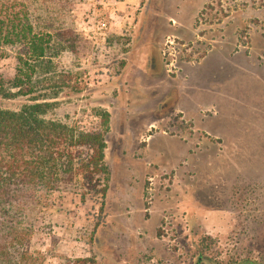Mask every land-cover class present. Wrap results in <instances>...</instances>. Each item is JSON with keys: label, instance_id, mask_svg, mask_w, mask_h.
I'll use <instances>...</instances> for the list:
<instances>
[{"label": "rangeland", "instance_id": "1", "mask_svg": "<svg viewBox=\"0 0 264 264\" xmlns=\"http://www.w3.org/2000/svg\"><path fill=\"white\" fill-rule=\"evenodd\" d=\"M27 2L51 36L41 116H111L104 210L53 192L30 263L264 264V0ZM24 51L2 44V108L34 101L11 87Z\"/></svg>", "mask_w": 264, "mask_h": 264}, {"label": "trees", "instance_id": "2", "mask_svg": "<svg viewBox=\"0 0 264 264\" xmlns=\"http://www.w3.org/2000/svg\"><path fill=\"white\" fill-rule=\"evenodd\" d=\"M17 42L25 53L11 87L34 101L19 109L0 107V264H31L27 242L53 192L74 189L83 202L98 199L104 210L111 178L105 159L110 113H101L100 128L41 116L48 103L37 101L42 82L37 73L51 36L36 30L27 0H0V50ZM3 88L0 80V92Z\"/></svg>", "mask_w": 264, "mask_h": 264}, {"label": "crops", "instance_id": "3", "mask_svg": "<svg viewBox=\"0 0 264 264\" xmlns=\"http://www.w3.org/2000/svg\"><path fill=\"white\" fill-rule=\"evenodd\" d=\"M177 100H176V106H175V110L176 111H180V112H184V109L182 108V105H184V103L182 102V100L180 101V96L178 94L177 96ZM184 116V115H183ZM169 137L175 138L176 140L180 141V142H187V138L186 136H182V135H171Z\"/></svg>", "mask_w": 264, "mask_h": 264}, {"label": "water", "instance_id": "4", "mask_svg": "<svg viewBox=\"0 0 264 264\" xmlns=\"http://www.w3.org/2000/svg\"><path fill=\"white\" fill-rule=\"evenodd\" d=\"M197 264H199V263H197Z\"/></svg>", "mask_w": 264, "mask_h": 264}]
</instances>
